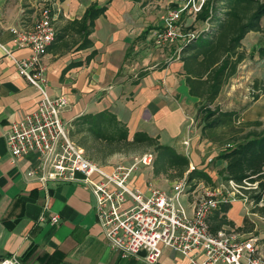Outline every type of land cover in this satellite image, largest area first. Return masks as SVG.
Here are the masks:
<instances>
[{
	"label": "crops",
	"instance_id": "0c3cea01",
	"mask_svg": "<svg viewBox=\"0 0 264 264\" xmlns=\"http://www.w3.org/2000/svg\"><path fill=\"white\" fill-rule=\"evenodd\" d=\"M45 1L0 0V258L14 254L22 264H41L48 255L58 253V264H147L143 251L121 258L109 248L95 219L94 198L80 174H75L73 181L40 182L34 152L17 157L8 153L5 132L12 121L33 109L38 93L16 72L1 45L14 57L29 56L27 47L14 44L10 28L30 26ZM49 1L53 3L52 23L55 20L57 25L58 16L63 20L79 18L92 1L101 5L106 0ZM143 2L109 0L104 12L93 21L89 47L46 51L41 58L46 91L50 96L65 97L67 104L60 112L63 122L69 124L82 113L106 109L126 126L128 138L135 131H143L156 137L160 144L171 145L177 151L187 150L188 168L196 167L204 148L197 142L201 135L189 130L187 122L198 99L187 92L176 45L149 52L141 50L145 40L152 45L150 34L160 25V19L152 25L145 23L146 12L172 0H148L146 3L151 5L147 8ZM186 17L182 15V20ZM254 32L257 31H248L242 39L252 38ZM91 51L93 54L85 60ZM71 62L80 63L62 72ZM257 103L259 100H254L249 106ZM251 118L262 121L264 115L251 114ZM184 139H188L185 147ZM101 165L106 171L114 166ZM31 169L35 170L34 175L27 174ZM127 182L143 192L148 185L169 192L172 184L165 176L153 175L151 166L142 165L130 173ZM187 193L182 194L181 202L189 214L194 199ZM237 203L240 201H231L225 212L233 227L223 225L221 229L233 230L242 225L244 215L237 212ZM51 215L57 216L56 223L49 221ZM247 218L253 223L252 230H236L240 237L260 232L254 220ZM154 264L190 263L178 252L161 246Z\"/></svg>",
	"mask_w": 264,
	"mask_h": 264
},
{
	"label": "built area",
	"instance_id": "2783aa9c",
	"mask_svg": "<svg viewBox=\"0 0 264 264\" xmlns=\"http://www.w3.org/2000/svg\"><path fill=\"white\" fill-rule=\"evenodd\" d=\"M203 2L182 0L165 10L159 27L150 34L151 44L159 48L176 45L178 56L181 45L201 31H185L182 15L194 19ZM52 12L53 3L46 0L30 26L10 28L14 44L27 47L29 56L14 57L1 45L16 72L38 93L33 109L9 124L5 132L8 153L17 157L34 152L40 182L73 181L75 174H80L94 198L95 219L107 245L121 258L143 251V260L154 264L161 246H166L186 257L190 264H264V234L251 232L240 237L233 230L211 232L208 228V216L218 203H230L235 198L252 203L242 184L228 180L204 190L194 198L191 213L187 214L181 202L188 188L184 175L172 181L169 192L151 185L143 192L128 185V177L137 164L150 166L151 151L138 154L127 166L114 165L106 171L70 138L69 124L60 117L67 101L63 95L47 93L41 64L55 31ZM202 24L203 29L209 25L206 20ZM27 174L34 175L35 170H28ZM49 221L56 223L57 216L51 215ZM0 264L22 263L17 255L10 254L1 257Z\"/></svg>",
	"mask_w": 264,
	"mask_h": 264
},
{
	"label": "trees",
	"instance_id": "16d2710c",
	"mask_svg": "<svg viewBox=\"0 0 264 264\" xmlns=\"http://www.w3.org/2000/svg\"><path fill=\"white\" fill-rule=\"evenodd\" d=\"M108 2L109 0H106L99 5L92 1L79 18L63 20L58 16L60 23L55 25L52 40L46 51L62 52L73 46L74 50L89 47L93 21L104 12ZM263 16L264 0H204L195 19L206 20L209 25L182 44L177 56L182 64L187 92L198 99L197 110L212 104L224 83L235 73L237 64L245 57L238 49L240 40L248 31L260 29L259 21ZM92 54L93 51L85 60ZM258 54L264 57V50L260 47ZM79 63H69L62 72ZM143 73L139 72L136 77ZM232 117L233 112H218L216 115L213 111L205 112V118L211 119L201 125L200 135L214 140V128L229 126ZM68 134L94 162H102L114 153H127L129 150H139L140 153L150 148L153 154L150 164L153 175H163L170 180L184 175L190 187L198 181L211 182L210 176L203 169L194 166L188 168L187 155L173 146L160 144L156 137L143 131H135L131 138H128L126 126L106 109L74 117L69 122ZM91 146L97 148L96 154L90 152ZM214 158L223 161V166L218 170L223 182L231 180L236 184L254 183L252 187L243 189V192L249 193L247 196L252 202L250 212L264 217V128L260 131H248L240 140L227 143ZM229 207L230 203L220 202L212 210L207 219L211 232L221 229L223 225L233 227V222L225 216ZM252 227L253 223L244 216L242 225L235 229L251 231ZM60 258L58 253H53L41 264H58Z\"/></svg>",
	"mask_w": 264,
	"mask_h": 264
},
{
	"label": "rangeland",
	"instance_id": "374dc122",
	"mask_svg": "<svg viewBox=\"0 0 264 264\" xmlns=\"http://www.w3.org/2000/svg\"><path fill=\"white\" fill-rule=\"evenodd\" d=\"M143 1L142 5H145L146 8L151 5L146 3L148 0ZM174 1L175 0H172V2H163V5L159 6L157 4L156 8H149L145 14V19L148 21L145 23L151 25L155 24L167 8H173L171 3H174ZM186 16L185 21H183L185 23V31H199L203 29L204 25L202 24V21H197L195 18L191 19L190 15ZM54 21L53 24L55 25ZM259 23L260 29L259 31L254 32L252 38L240 40V47L238 49L244 53L245 57L237 64L235 73L224 83L214 102L207 108L201 110H197L196 104L189 115L190 118L187 122V126L190 128L189 130H195V132L200 135L201 125L211 119L205 118V112L213 111L215 115L218 112H233L232 121L229 126H218L214 128L216 135L214 136V140L205 137L201 138V136H199V139L197 140L199 144H203L202 146L204 149L203 153L199 156V162L196 167L203 169L210 176L211 182L206 183L198 181L192 187L188 185L186 191L188 193L186 196L191 197V199H194L204 190H212L219 187V184L223 182L218 173V170L223 166V161L214 158L218 151L225 148L227 143L231 144L235 140H240L248 131H260L264 128V118L262 121L252 120L251 118V114L256 115L262 113L264 115V59L258 54L259 47L264 50V16L260 18ZM212 24L214 25V23H211V25ZM154 48L159 49V47L147 44L145 40V42L143 41L141 50L148 49L149 52ZM254 100H259V103L254 107H250L249 105ZM248 106L249 110L247 109ZM183 141H187L188 143V139L182 140V145L185 147L187 143L183 144ZM147 150H150V148H146L144 151ZM90 152L96 154L97 148L91 146ZM179 152H182L185 155L188 154L187 150ZM140 153L139 150H129L127 153H114L106 157L102 162L96 161V163L110 166L113 164L127 166ZM141 165L142 164H137L135 168H139ZM167 180L171 183L174 179ZM242 185L244 189H247L252 187L254 183L245 182L242 183ZM224 190L225 189L222 191ZM246 193L249 195L248 192ZM235 199L240 201L238 198ZM237 204V212L254 220L256 230L260 231L259 233H264V217L259 216L256 213H254V216L250 215L251 204L248 202L243 203L240 201V203ZM233 231L236 232V229L233 228Z\"/></svg>",
	"mask_w": 264,
	"mask_h": 264
}]
</instances>
